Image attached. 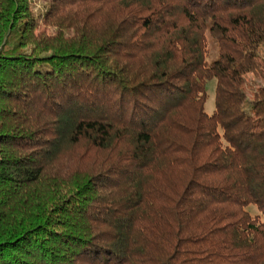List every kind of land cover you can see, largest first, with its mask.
I'll use <instances>...</instances> for the list:
<instances>
[{"label": "trees", "instance_id": "obj_1", "mask_svg": "<svg viewBox=\"0 0 264 264\" xmlns=\"http://www.w3.org/2000/svg\"><path fill=\"white\" fill-rule=\"evenodd\" d=\"M34 5L0 0V264H264V0Z\"/></svg>", "mask_w": 264, "mask_h": 264}, {"label": "rangeland", "instance_id": "obj_2", "mask_svg": "<svg viewBox=\"0 0 264 264\" xmlns=\"http://www.w3.org/2000/svg\"><path fill=\"white\" fill-rule=\"evenodd\" d=\"M44 1L45 0H34L35 5L33 6V8L37 14H40L43 11ZM263 52H264V50H263ZM249 80L254 82L252 77H249ZM211 84H213V85L211 86L210 93H209L210 99L207 100L206 106H205L207 113H211L214 110L212 100L214 99L213 88H214V86H216V83L212 81ZM259 85L264 87V82H260L257 86H259ZM252 209H253V207L248 208V210H252Z\"/></svg>", "mask_w": 264, "mask_h": 264}]
</instances>
